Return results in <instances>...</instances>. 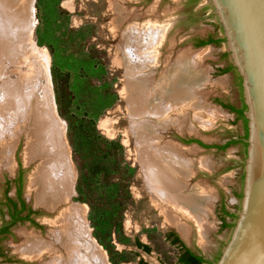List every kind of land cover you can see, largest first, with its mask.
<instances>
[{
    "label": "rangeland",
    "instance_id": "rangeland-1",
    "mask_svg": "<svg viewBox=\"0 0 264 264\" xmlns=\"http://www.w3.org/2000/svg\"><path fill=\"white\" fill-rule=\"evenodd\" d=\"M18 1L1 4L14 20L8 22L13 30L2 29L7 32L5 44L0 38V93L6 82H16L29 65L35 69L37 52L44 54L55 115L64 124L62 139L71 161L73 189L69 201L84 210L87 235L77 236L80 253L90 256L84 246L91 244L97 257H89L91 264H137L139 258L148 264H180V245H172L166 237L172 229L207 260L205 264H212L228 240L239 211L246 147L237 141L217 148L244 136L245 123L214 101L215 97L221 98L239 108L243 97L236 70L221 71L231 62L229 54L224 56L225 40L209 2L30 0L27 9L28 0L21 7ZM114 5H119V12ZM151 22L162 23L167 31L154 77H159L166 61L178 63L185 56L190 60L191 72L201 79L198 91L189 96L192 103L188 101L184 121L160 129L159 141L175 145L191 161L185 192L195 193L207 209L201 222L203 230L176 210L171 209L175 224L168 220L167 207L164 210L148 189L131 132L126 65L120 47L129 26ZM208 33L222 41L201 47L192 45L193 36ZM26 40L31 51L21 53L19 49ZM1 104L4 107L0 100V124H6L8 113ZM24 125L17 127L11 138L7 132L0 137V197L4 178L14 172L16 161L31 162L28 171L38 163L24 160L28 130ZM178 137L199 139L205 146L183 143ZM6 141H12L10 148L4 145ZM223 207L231 214L226 217V227H222ZM179 224L185 225V231ZM22 229L31 231L23 225L16 226L14 236L4 242L10 253L17 252ZM46 233L44 230L40 235L44 237ZM135 238L149 245L151 251L137 248ZM47 241L52 242L53 237ZM51 258L27 264H45Z\"/></svg>",
    "mask_w": 264,
    "mask_h": 264
},
{
    "label": "bare ground",
    "instance_id": "bare-ground-1",
    "mask_svg": "<svg viewBox=\"0 0 264 264\" xmlns=\"http://www.w3.org/2000/svg\"><path fill=\"white\" fill-rule=\"evenodd\" d=\"M25 1L19 0V6ZM3 2L10 4L15 0H2ZM2 3L0 1V38L5 44L6 33L13 30L8 22L14 19ZM2 6L6 7V11ZM117 6L119 5H114L119 12ZM117 21L119 23L120 19ZM165 27L159 22L142 26L133 24L122 32L124 42L120 48L126 65L125 92L131 132L148 189L164 210L167 207L165 213L168 220L175 224L172 210H176L197 222L203 230L201 222L207 209L201 206L195 193L185 192L186 179L191 174V161L175 145L159 141L162 137L159 135L160 129L173 124L179 125L184 121L190 105L189 96L198 91L201 81L198 79L199 75L191 72L190 60L185 56L178 63L166 61L159 77H154L155 68L160 64V47L167 39ZM2 29L9 30L5 32ZM22 44L19 49L21 53H25L24 50L31 51L28 40ZM36 54L39 58L37 57V63L34 62L35 69L29 65L28 70L16 82H6L1 87L0 100L4 103L1 108L7 109L8 117L6 124H0V137L7 132L6 135L11 138L17 127L28 125L24 160L38 161L29 176V193L34 194L36 204L49 209L66 204L51 221L55 226L51 231L52 235L65 253L56 255L51 242L33 235H28L19 250L30 259L38 258L44 253L52 254L50 261L45 264H91L89 257L97 258L93 246H84L90 256L88 253H80L81 244L77 238L78 234L87 235L84 210L69 201L73 189V174L62 139L64 124L55 115L44 54ZM11 142L6 141L4 145L10 148ZM177 226L182 231L186 229L185 225Z\"/></svg>",
    "mask_w": 264,
    "mask_h": 264
},
{
    "label": "water",
    "instance_id": "water-1",
    "mask_svg": "<svg viewBox=\"0 0 264 264\" xmlns=\"http://www.w3.org/2000/svg\"><path fill=\"white\" fill-rule=\"evenodd\" d=\"M207 1L241 79L247 119L240 207L228 240L211 263L264 264V0ZM30 164L22 160L24 167Z\"/></svg>",
    "mask_w": 264,
    "mask_h": 264
},
{
    "label": "flooded vegetation",
    "instance_id": "flooded-vegetation-1",
    "mask_svg": "<svg viewBox=\"0 0 264 264\" xmlns=\"http://www.w3.org/2000/svg\"><path fill=\"white\" fill-rule=\"evenodd\" d=\"M186 1L192 2V0ZM189 18L192 19V16H189ZM211 36L212 35L209 33L203 36L195 35L191 39L192 45L196 47L197 42L206 40ZM221 100L224 101L223 99ZM178 139L183 143H191L190 141L194 140L193 142L197 143L198 145L205 146V144L199 139L186 137H178ZM17 163L18 164L14 172L11 175L5 176L4 178L2 196L0 197V264H27L30 261L37 262L46 256H49V258L52 257V254L49 253H44L38 258L31 259L24 256L19 249L24 240L27 239L28 235L39 237L41 239H44L45 241L52 240L53 237V241L51 242L53 248L59 247L57 249L54 248V253L56 254L58 251L60 252V250L64 251L60 244H57L54 236L52 235L51 231L55 228V226L51 221L57 217V214L65 207V204H59L55 209H49L46 206L36 204L34 194L32 192L29 193L28 189V167H24L19 160L17 161ZM22 225L27 227L28 229H31V231H25L23 229L19 231V234L22 236V241L17 246V252L10 253V251L7 250L4 242L10 236H14V227ZM44 230H47V233L43 237V235L40 234H42ZM36 232H38L39 234H37ZM169 232L175 231L171 229ZM169 232H167V234ZM173 237L174 236L172 235L170 239H172ZM183 244L195 254L201 255L194 248L188 246L185 242H183Z\"/></svg>",
    "mask_w": 264,
    "mask_h": 264
},
{
    "label": "trees",
    "instance_id": "trees-1",
    "mask_svg": "<svg viewBox=\"0 0 264 264\" xmlns=\"http://www.w3.org/2000/svg\"><path fill=\"white\" fill-rule=\"evenodd\" d=\"M192 1H196V0H192ZM222 41L221 38H214V37H210L206 40H202L196 43V47L199 46H205L208 44H218ZM227 52H224V56H227ZM228 70H234L235 68L234 66L229 63L228 66H226L225 69L221 70L223 73L228 71ZM236 78L238 80V84L241 87V79L239 77V75H236ZM214 101L219 104L221 107L230 110L231 112L236 113L237 115V119H241L244 121L245 123V134L244 136L238 138L237 140L231 139L228 140L227 142H225L222 146H217L218 149H223L225 147H227L229 144L231 143H235V142H241L243 143V145L246 147V143L244 142V139L247 137V119L245 118L244 115V110H245V105L242 101V106L241 107H235L227 102L222 101L220 98H214ZM194 140H191L190 142H193ZM231 216L230 212H228L224 207L222 208V214H221V220H222V227H226L228 225V222L226 220V217ZM174 236L172 239L171 236ZM167 239L170 241V243L172 245H180L181 248V253H179L177 261L180 264H205L207 262V260L205 258H203L201 255H197L195 254L193 251H191L189 248H187L182 240L180 239V237L175 233V232H169L168 234H166ZM134 245L137 248H141L143 251L145 252H150L151 248L149 245L141 242L138 238L134 239ZM208 263V262H207ZM137 264H148L146 261H144L143 259L139 258L137 261Z\"/></svg>",
    "mask_w": 264,
    "mask_h": 264
}]
</instances>
